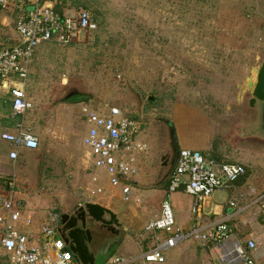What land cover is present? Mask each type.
<instances>
[{"label":"rangeland","instance_id":"1","mask_svg":"<svg viewBox=\"0 0 264 264\" xmlns=\"http://www.w3.org/2000/svg\"><path fill=\"white\" fill-rule=\"evenodd\" d=\"M51 4L70 16L87 9L92 19L97 18L98 29L68 46L39 47L26 84L34 109L24 119L32 134H41L40 158L31 159L34 172L29 171V162H11L10 149L0 140V188L5 191L15 183L16 190L26 193L30 211H37L35 218L48 213L47 200H58L59 195L75 199L61 212L92 201L80 195L70 174L77 169L88 128L80 122L83 105L95 112L120 107L139 117L135 139L148 147L142 161L153 157L164 122L173 121L181 110L189 117L202 114L211 127L214 147L227 146L223 129L232 121L241 124L240 104L251 98L249 93L243 97L242 91L253 78L252 71L264 62V0H41V6ZM14 38L15 19L3 11L0 47ZM8 93L1 88L0 134L21 121L8 117L10 105L4 103ZM72 93L88 98L64 106ZM48 123L53 129L46 130ZM168 154L169 150H160L154 165L160 167L162 156ZM147 163L142 168L149 176L153 159ZM134 177L132 181L140 182ZM98 201L112 206L117 202L106 196ZM170 203L174 210L175 197ZM263 214L258 217L264 228ZM57 220L58 215L51 218L50 225L58 226ZM2 233L0 227V237Z\"/></svg>","mask_w":264,"mask_h":264},{"label":"built area","instance_id":"2","mask_svg":"<svg viewBox=\"0 0 264 264\" xmlns=\"http://www.w3.org/2000/svg\"><path fill=\"white\" fill-rule=\"evenodd\" d=\"M7 10L18 12L17 41L0 49V80L7 83L14 102V115L24 117L34 108L28 99L26 84L38 48L48 43L67 45L78 41L84 34L96 31L97 24L88 11L79 12L76 17L61 16L47 6H41L38 0H0V14ZM80 113L91 125L83 145L94 171L104 174L109 186L119 190L123 200L129 202L133 191L132 178L139 172V156L147 150L145 144L135 139L140 122L115 106H106L95 112L83 105ZM1 140L12 148L9 153L12 162L19 159L20 150L40 148L39 138L22 124L15 133L4 132ZM245 174L246 168L239 164L222 163L215 158L207 159L200 151L181 149L170 178L169 192L184 189L195 199L194 213H198L205 200ZM92 180L98 183L101 177L94 176ZM97 192L103 190L99 188ZM13 194L0 199V227L3 230L0 250L7 256V264H80L61 238L59 227H42V245L33 242L29 234L22 231L23 223L31 227L33 221L25 216V202ZM161 209L160 219L145 228L155 244L150 251L136 259L116 256L103 264H165L164 253L189 239L204 245L221 246L226 245L234 234L230 219L218 222L208 230L196 226L187 233L182 232L176 226L168 198L162 202ZM258 250L259 244L254 240L245 244L238 242L233 246L229 263L256 264Z\"/></svg>","mask_w":264,"mask_h":264},{"label":"crops","instance_id":"3","mask_svg":"<svg viewBox=\"0 0 264 264\" xmlns=\"http://www.w3.org/2000/svg\"><path fill=\"white\" fill-rule=\"evenodd\" d=\"M38 1L41 5V0ZM47 7L52 10L54 9V5L52 4ZM64 14L68 17L76 16H70L67 13ZM14 41H17V34ZM27 96L28 99L31 100L28 92ZM250 100L251 99L249 98L245 104H240L241 110L239 112L242 116L240 119L241 124L232 121L226 129H223V131H227L223 134L222 142L227 146H223L219 149L214 147L211 127L207 125V122L205 121L206 119L200 114V112H197L198 115L200 114L199 116L190 115L191 117H189L187 116L186 111L181 110V113L174 116L173 121H167L175 131L176 144L180 150H197L207 159L215 158L222 163L239 164L246 168V174L237 182L224 186L211 198L205 200L198 213H194L195 199L188 195L184 189L174 192L173 194L169 192L170 178L176 166L175 165L172 169H168L166 165H164L165 160L163 161V158L168 157L169 154L162 156L160 167L154 165V160L157 158L158 152L160 150H169V130L167 125H164L165 128H163V132L160 133L161 137L159 136V142L156 140L157 147L153 151V157L148 158L147 160H145L146 158L144 157V161H142V156H144L145 152L139 156V172L134 178L138 177L140 182L139 180H137L138 182H132L133 186L141 187V189L135 190L133 188L131 200L129 202L123 200V196L120 194L119 190H114L109 186L108 179L104 174L94 171L91 161L87 158L88 151L82 143L84 149L80 156L78 155L76 164L77 169L75 168V172L71 170V177L78 185L77 188H79L80 195L85 196L88 200H92L89 203L99 204L112 210L117 215L122 225L121 229L118 230V237H115L116 242L107 248L106 251L103 250V252L100 253L101 262L99 264H103L116 256L136 259L150 251L155 244L152 242L151 237L145 232V228L150 222L160 219L162 202L166 198L170 200V197L172 196L173 198L175 197L173 211L176 226L182 232L187 233L196 226L200 227L202 230H208L211 229L214 224L225 219H230L234 234L230 240L227 241L226 245L221 246L204 245L202 242L189 239L164 253L166 258L165 264H230L229 259L233 255L232 249L234 244L238 242L245 244L248 240H254L258 244L259 242H262L259 244L256 261L258 264H264V240L262 239L264 237V228L258 217L264 213V133L261 132L260 126L257 122L258 108H252L250 106ZM65 104H67V102L64 103V106ZM244 107H247V110H244ZM227 111L232 113L231 109H227ZM26 115L24 117H15L21 120L20 122L17 120L18 123L16 125L22 124L24 125V128L31 130L26 127L24 120ZM68 118L69 114H67V119ZM80 122L81 124L88 126L86 131H84V141L91 125L82 115ZM52 127L53 124L48 123L46 130L53 129ZM69 127L71 128V126ZM4 132L15 133L16 129L4 130L0 134V140L1 135ZM34 135L38 137L39 140L41 139V134L35 133ZM52 135H55V132H52ZM165 135L166 138H164ZM7 146L11 151L12 148L8 144ZM40 151L41 140L40 148L38 150H20L19 159L14 163H18L19 161L21 163L22 160L25 161V163L29 162V171L34 172L35 167L33 166L31 159L33 156L40 158ZM254 155L257 157L258 170H255L252 165V160L256 159L253 157ZM152 159V173L148 176L146 173L144 174L142 167L144 166V163L149 166V163L147 162H150L151 164ZM141 171L142 173L140 174ZM94 176H100L101 181L94 183L92 180ZM105 183L108 184L107 187ZM11 184L12 183H10L9 186L4 187L6 188L5 191L0 188V199L8 197L14 192L15 194L13 195L17 199L25 202V216L31 218L33 225L31 227H26L23 223L21 229L29 234L33 242L42 245L44 243V237L40 234L42 227L47 225L50 226L51 218L57 215L59 218V216L65 212H61V208L65 207L66 209L67 204L70 201L72 202L75 200L73 195H67V198L64 197L65 195H59L58 200L55 198L47 200V202H49L47 206L49 207L47 208V210L49 209L48 213H43L41 218H35L34 215L37 211H30L32 207L28 205L27 200L25 199L26 193L23 194L18 189L16 190L15 183L13 184L14 187H11ZM99 188L103 190L102 193L97 192V189ZM83 191L84 194L82 193ZM105 196L108 197L109 200L117 201L115 202L116 205L121 206L124 209L120 210L113 207L116 205L100 204V201L98 200H101V198H104ZM95 199L98 200L94 201ZM53 205L59 207L55 209ZM111 206L112 208H110ZM33 210H40V208L33 207ZM59 225L60 222L58 221L57 227H59ZM7 263V256H5L0 250V264Z\"/></svg>","mask_w":264,"mask_h":264},{"label":"water","instance_id":"4","mask_svg":"<svg viewBox=\"0 0 264 264\" xmlns=\"http://www.w3.org/2000/svg\"><path fill=\"white\" fill-rule=\"evenodd\" d=\"M252 74L253 78L248 79V86L242 91V95L243 97L247 93L251 95L250 106L252 108L258 103L259 109L257 122L260 126L261 132L264 133V62L260 68L254 69ZM4 86L7 87V83L4 84ZM164 123L169 130L168 139L170 156L168 157H172L174 151L179 155L180 149L176 144L175 131L169 122L165 121ZM168 157H164L163 161L166 160V158L168 159ZM164 165L166 164L164 163ZM85 209L86 216H84V219L82 220V229L77 228V221L76 223H72L66 220L67 216H64L62 217L58 231L61 238L65 241L80 264H99L101 262V254L91 253L84 237L85 235L89 236L88 242L91 239V232L85 230L86 219L88 218L93 222L99 223L114 233H118V230L121 229L122 225L117 215L112 210L99 204L88 203L85 205ZM78 234H80V236H78Z\"/></svg>","mask_w":264,"mask_h":264},{"label":"flooded vegetation","instance_id":"5","mask_svg":"<svg viewBox=\"0 0 264 264\" xmlns=\"http://www.w3.org/2000/svg\"><path fill=\"white\" fill-rule=\"evenodd\" d=\"M255 107L258 108V103L255 105ZM169 156H170V152H169ZM177 158H178V154L176 151H174L172 157H168V159L165 160L166 167L168 169H172L176 165ZM85 213H86L85 206L80 205L75 207L70 212L66 211L62 213L59 216L58 221L61 223L62 217L67 216L66 220L72 223L74 222L76 223L77 221L78 223L77 228L82 229L83 228L82 220L84 219V216H86ZM85 230H89L91 232V239L89 242H88L89 236L85 235L84 237L90 252L94 254H99L103 252V250L106 251L107 248H109L114 242H116L115 237L117 238L119 234L108 230L107 227H104L101 224L93 222L88 218L85 221ZM107 235L109 236V238ZM78 236H80V234H78Z\"/></svg>","mask_w":264,"mask_h":264},{"label":"trees","instance_id":"6","mask_svg":"<svg viewBox=\"0 0 264 264\" xmlns=\"http://www.w3.org/2000/svg\"><path fill=\"white\" fill-rule=\"evenodd\" d=\"M53 11L56 12V13H58L61 16H66L64 14V12L60 10V8H57L55 10L53 9ZM82 11H87V9L81 10L80 12H82ZM4 13L7 16L11 17L12 19H15V28H16V22H17V19H18V12L17 11L14 12V11L7 10ZM95 13L98 14V11L96 10ZM93 21L96 22V24H97V18L96 17L93 18ZM97 29H98V24H97ZM14 42H15L14 40H11V41L9 40V43L6 46H8L10 44H13ZM75 42H73V43H75ZM73 43H70V44H67V45H60V44H57V43H48V44H43V46L41 45L40 47L43 48V47H47V46H56V47H59V46H68V45H71ZM1 48L2 47H0V49ZM41 50H42L41 48H38V50H37V52L35 54V59L39 55V53H40ZM34 62H35V60L33 61V65H34ZM1 88L8 89L7 87L4 86V84L0 80V91H1ZM8 96H9L8 101L6 100L4 103L5 104L7 103V104L10 105V112H9L8 117L14 120L15 117H17V116L14 115V110H13L14 102H13V99H12V96H11L10 92L8 93ZM87 98H88L87 95H82V94H78V93H76L75 95H73V93H72L71 96H69V98L67 97L65 99V102H67V103L82 102V101H85ZM129 116L132 117L133 119L139 120V117H137L135 115H132L130 113H129ZM14 128L17 130L18 125H15V126H13L12 128H9V129H14ZM9 129L8 128H5V131L6 130H9Z\"/></svg>","mask_w":264,"mask_h":264}]
</instances>
